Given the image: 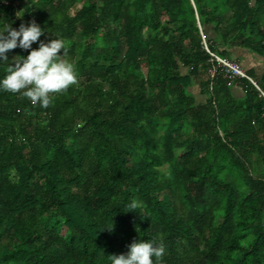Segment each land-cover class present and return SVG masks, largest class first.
I'll return each instance as SVG.
<instances>
[{
    "label": "trees",
    "instance_id": "trees-1",
    "mask_svg": "<svg viewBox=\"0 0 264 264\" xmlns=\"http://www.w3.org/2000/svg\"><path fill=\"white\" fill-rule=\"evenodd\" d=\"M32 21L77 83L47 109L0 91V264H110L151 240L161 264H264V71L236 54L264 60V0L0 3V26Z\"/></svg>",
    "mask_w": 264,
    "mask_h": 264
},
{
    "label": "clouds",
    "instance_id": "clouds-1",
    "mask_svg": "<svg viewBox=\"0 0 264 264\" xmlns=\"http://www.w3.org/2000/svg\"><path fill=\"white\" fill-rule=\"evenodd\" d=\"M7 0H0L6 3ZM45 30L32 21L21 24L19 29H13L10 24L0 26V64L8 62L7 53L21 49L29 54L24 57L17 55L12 65L7 68V75L0 79V91L20 94L33 106L47 109L54 94H61L77 83L75 67L65 57L67 50L64 41L56 35L45 43L41 37ZM38 43V48H33ZM140 207L136 199H132L126 208L127 212L137 213ZM113 224L104 231L111 232ZM162 242H133L128 246L126 254L109 256L110 264H161L165 255Z\"/></svg>",
    "mask_w": 264,
    "mask_h": 264
},
{
    "label": "built area",
    "instance_id": "built-area-1",
    "mask_svg": "<svg viewBox=\"0 0 264 264\" xmlns=\"http://www.w3.org/2000/svg\"><path fill=\"white\" fill-rule=\"evenodd\" d=\"M205 43V42H204ZM205 49L207 50V52H209L206 43H205ZM216 61L218 62L219 67L222 68L225 76L228 78L229 82L232 83L235 79H247L249 80L253 85L257 86L256 83L249 78L245 71L243 70V68L241 67V65L238 62H233L230 61L228 59H222L214 54H211ZM217 74V70L213 69L210 71V75L212 77H215V75ZM258 88V87H257Z\"/></svg>",
    "mask_w": 264,
    "mask_h": 264
},
{
    "label": "crops",
    "instance_id": "crops-1",
    "mask_svg": "<svg viewBox=\"0 0 264 264\" xmlns=\"http://www.w3.org/2000/svg\"><path fill=\"white\" fill-rule=\"evenodd\" d=\"M239 60L245 68L253 69L258 75H261L264 71V60L258 56L251 54V52H241L237 53ZM198 97V91H195Z\"/></svg>",
    "mask_w": 264,
    "mask_h": 264
}]
</instances>
